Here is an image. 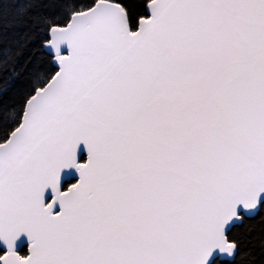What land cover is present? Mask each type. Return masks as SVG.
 I'll return each instance as SVG.
<instances>
[{
    "label": "snow or ice",
    "instance_id": "obj_1",
    "mask_svg": "<svg viewBox=\"0 0 264 264\" xmlns=\"http://www.w3.org/2000/svg\"><path fill=\"white\" fill-rule=\"evenodd\" d=\"M0 264H264V0H0Z\"/></svg>",
    "mask_w": 264,
    "mask_h": 264
},
{
    "label": "water",
    "instance_id": "obj_2",
    "mask_svg": "<svg viewBox=\"0 0 264 264\" xmlns=\"http://www.w3.org/2000/svg\"><path fill=\"white\" fill-rule=\"evenodd\" d=\"M85 152L83 151V149H81V152H80V158L81 159H84L85 158ZM75 179V176L73 175V176H69V175H67V174H65V176H64V180L65 181H71V180H74ZM24 247V243H23V241L21 242V248H23Z\"/></svg>",
    "mask_w": 264,
    "mask_h": 264
},
{
    "label": "trees",
    "instance_id": "obj_3",
    "mask_svg": "<svg viewBox=\"0 0 264 264\" xmlns=\"http://www.w3.org/2000/svg\"><path fill=\"white\" fill-rule=\"evenodd\" d=\"M23 249V248H22Z\"/></svg>",
    "mask_w": 264,
    "mask_h": 264
}]
</instances>
